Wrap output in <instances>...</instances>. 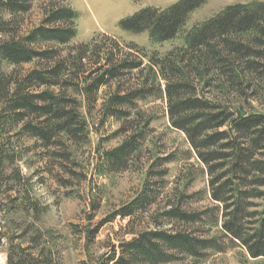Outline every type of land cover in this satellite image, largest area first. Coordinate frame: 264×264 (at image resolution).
Returning a JSON list of instances; mask_svg holds the SVG:
<instances>
[{"label": "trees", "instance_id": "obj_1", "mask_svg": "<svg viewBox=\"0 0 264 264\" xmlns=\"http://www.w3.org/2000/svg\"><path fill=\"white\" fill-rule=\"evenodd\" d=\"M205 1L182 0L164 10L149 7L120 25L129 32H148L154 42L170 41ZM31 2L0 0V9L11 15L10 20H0V65L5 62L13 67L10 72L0 67V171L5 163L13 166L20 158L11 141L22 137L33 141L35 149L43 150V158L68 163L66 145L86 139L87 123L79 101L67 91L81 92L89 112L101 87L110 88L124 70L142 66L141 61L118 62L112 51L104 54L102 61L99 47L78 46L63 55L58 47L66 46L76 33L74 16L66 6L52 7L39 26L19 36V17L29 12ZM150 62L164 82L160 97L166 102L170 125L186 136L207 168L211 200L222 205L225 235L250 257L264 258V206L259 212L246 213V208L252 207L249 201L264 198V113H247L242 106L230 109L206 97L214 88L245 97L253 81L264 78V2L225 8L195 29L186 38L185 48L163 58L152 56ZM29 64L35 67L22 70ZM91 64L97 67L86 75L84 70ZM147 92L139 88L109 96L101 108L104 122L129 117V110L122 108L145 99ZM140 138L141 132L126 137L119 147L106 153V160L114 168L124 167ZM12 178L19 184L23 181L19 171ZM149 199L144 191L113 217L132 219L137 211L146 209ZM25 207L37 210L30 201ZM162 216L185 224L194 223L198 217L173 207ZM97 230L90 232L91 237ZM126 235L131 239L121 240L117 247L112 245L101 264H169L186 255L199 258L213 243L162 227L137 233L130 230ZM40 239V235L33 237L28 248L34 251L41 247L37 255H25V250L16 246L10 248L8 264H53L52 251Z\"/></svg>", "mask_w": 264, "mask_h": 264}, {"label": "rangeland", "instance_id": "obj_2", "mask_svg": "<svg viewBox=\"0 0 264 264\" xmlns=\"http://www.w3.org/2000/svg\"><path fill=\"white\" fill-rule=\"evenodd\" d=\"M180 1L32 0L29 12L19 17V36H24L41 24L52 7L66 6L74 16L76 33L66 46L58 47L63 55L78 46L99 47L102 61L104 54L112 51L118 62L141 61L142 66L124 70L110 88L101 87L97 103L89 112L81 92L67 91L79 101L81 115L87 123L86 139L66 145L70 153L68 163L43 158L44 151L35 149L33 141L24 137L11 141L12 149L20 158L13 166L5 163L0 171V204L2 201L6 204L4 244L0 247L3 263L0 264H8L10 248L15 246L25 250V255H37L41 247L28 250L30 240L36 235L52 251L53 264H101L112 245L117 247L121 240L131 239L127 232L155 227L187 232L213 242L199 258L186 255L169 264H264V258L250 257L238 242L225 235L222 205L211 200L207 168L198 160L186 136L170 125L166 102L160 97L164 82L158 68L150 62L152 56L163 58L169 52L185 48L186 38L225 8L264 0H206L188 16L177 36L165 42H154L148 32L133 33L120 25L143 9L164 10ZM10 18L7 11H0V20ZM0 67L3 72L13 69L5 62ZM34 67L29 64L22 66V70ZM96 67L87 65L85 74ZM139 88L149 92L143 95L147 96L145 99H136L133 106L122 108L129 110V117L104 122L101 108L109 96L115 92L129 94ZM206 97L230 109L242 106L247 113H264V78L253 81L245 97L231 91L220 93L215 88ZM139 132L138 147L124 167H112L106 153ZM15 171L23 179L20 184L9 179ZM144 191L150 198L146 209L137 211L132 219L113 217ZM28 201L37 210L25 209ZM249 202L252 207H247L246 213L259 212L264 206V198ZM171 207L198 217L194 223L186 224L177 219L165 220L162 214ZM247 222L248 219L243 221L245 229ZM96 227L98 230L91 237L90 232Z\"/></svg>", "mask_w": 264, "mask_h": 264}, {"label": "built area", "instance_id": "obj_3", "mask_svg": "<svg viewBox=\"0 0 264 264\" xmlns=\"http://www.w3.org/2000/svg\"><path fill=\"white\" fill-rule=\"evenodd\" d=\"M2 210H6V204H5L4 201H2V204H0V247H2L3 244H4V240H3L4 236H3V234H5L4 230H5V226H6L5 217H2ZM2 257H3V255L0 254V263H3L2 262Z\"/></svg>", "mask_w": 264, "mask_h": 264}, {"label": "bare ground", "instance_id": "obj_4", "mask_svg": "<svg viewBox=\"0 0 264 264\" xmlns=\"http://www.w3.org/2000/svg\"><path fill=\"white\" fill-rule=\"evenodd\" d=\"M94 18V17H93ZM9 204V203H8ZM6 215V210H2V217H5Z\"/></svg>", "mask_w": 264, "mask_h": 264}]
</instances>
